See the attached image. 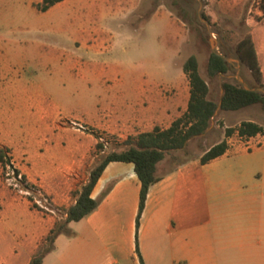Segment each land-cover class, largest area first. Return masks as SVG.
Returning a JSON list of instances; mask_svg holds the SVG:
<instances>
[{"label": "rangeland", "instance_id": "obj_1", "mask_svg": "<svg viewBox=\"0 0 264 264\" xmlns=\"http://www.w3.org/2000/svg\"><path fill=\"white\" fill-rule=\"evenodd\" d=\"M41 1H0V139L28 153L13 154L11 150L12 161L20 173H33L32 159L41 153L36 144L44 123L36 116L42 110L46 113L45 121L53 123L55 136L63 137L61 143L54 141L50 165H61L66 172L75 164L60 151L66 138L61 134L68 129L72 138L87 144L82 171L88 181L96 164L136 135L123 139L110 123L118 127L125 123L122 120L130 114V107L141 100L143 88L151 83L149 79L156 81L167 100L177 90L173 86L177 83L179 103L186 104L189 81L183 64L190 55L197 57L199 73L217 101L222 92L221 82L236 79L238 66L246 83L258 86L237 57L235 45L243 36L251 35L255 27V35L259 33L264 38V12L259 0L202 1L201 18L203 12L209 17V21L203 19L216 39V51L231 65L227 75L213 77L206 69L212 49L207 25L198 15V0L118 2V9L129 12L126 16L103 14L107 3L97 2L94 10L100 9V13L88 18L80 16L83 0H65L47 11L36 8ZM84 20L101 25L104 33H77L76 25ZM115 108L119 109L118 123L106 115ZM248 118L264 127L260 104L234 112L219 109L203 134L189 139L183 149L167 153L166 161L175 166L200 156L224 138L226 127L237 126ZM5 173L6 167L0 164V189L8 199L21 196L32 209L55 215L57 222L65 220V208L56 207L47 195L43 206H39L33 194L23 195L10 186ZM76 225L73 222L71 226L75 229Z\"/></svg>", "mask_w": 264, "mask_h": 264}, {"label": "crops", "instance_id": "obj_2", "mask_svg": "<svg viewBox=\"0 0 264 264\" xmlns=\"http://www.w3.org/2000/svg\"><path fill=\"white\" fill-rule=\"evenodd\" d=\"M122 1L127 2L83 0L80 16L99 14L100 9L94 10L97 2L107 3L103 14L126 16L127 10L118 9ZM254 29L251 37L264 83V38L259 33L255 35ZM76 31L104 33L101 25L86 20L76 25ZM148 81L151 83L143 88L141 100L122 120L125 123L120 127L110 123L123 139L155 126L167 128L187 108L189 86L186 104L180 105L177 83H173L177 90L167 100L156 81ZM112 110L106 115L118 123L119 109ZM36 118L44 123L36 144L41 153L33 159L30 156L33 173L21 174L30 186L49 196L56 207L67 211L87 183L82 171L87 144L63 129L61 135L66 138L60 151L75 164L66 172L61 165H50L54 141L61 143L63 137L55 136L53 123L45 121L44 111L40 110ZM245 120L256 122L252 118ZM97 124L103 126L102 122ZM233 135L237 138L233 139ZM233 135L227 138L226 152L207 163L200 160L204 152L175 166L166 161L167 155L160 160L156 167L158 180L149 188L138 229L141 182L134 164L110 161L91 192L93 198L99 199L97 207L81 220L68 223L70 228L73 222L78 225L72 228V235H57L54 248L41 264H141L140 257L145 264H264V131L250 137ZM94 143L92 140L91 145ZM0 147L6 149L16 169L11 152L28 154L1 139ZM56 222L55 215L32 209L21 196L8 199L0 189V264H28Z\"/></svg>", "mask_w": 264, "mask_h": 264}, {"label": "trees", "instance_id": "obj_3", "mask_svg": "<svg viewBox=\"0 0 264 264\" xmlns=\"http://www.w3.org/2000/svg\"><path fill=\"white\" fill-rule=\"evenodd\" d=\"M60 1L62 0H42L36 4V8L40 11H46ZM259 2L261 10L264 12V0H259ZM175 3L179 4L177 1ZM202 16L209 21V17L204 12ZM235 51L240 62L247 67L255 78L257 85L264 87L261 66L250 34L243 36L237 42ZM198 67V60L195 55H190L183 64V71L187 75L190 87L186 110L174 119L167 128L155 126L151 131L140 132L129 137L126 148L121 151H111L96 164L90 171L87 183L82 186L78 193L76 202L67 209L65 220L56 222L47 235L43 237L28 264H41L43 257L54 248L57 235L60 233L72 235L73 232L68 223L81 220L97 207L99 199L93 198L91 192L110 161L132 162L134 164L135 172L141 182L139 208L136 216V228L138 229L149 188L158 180L156 175L157 163L167 153L183 149L189 139L203 134L219 109L223 111L239 110L253 104H260L264 112V94L246 90L238 83L237 79L227 78L222 81L220 85L222 92L219 100H215L211 96L208 82L199 73ZM206 69L211 77L218 74L227 75L231 65L223 54L210 51ZM263 131L262 125L251 120H243L237 126H228L225 128L224 138L205 150L200 160L202 163H207L224 154L228 148L227 138L234 133L241 137H250ZM97 146L101 147L102 145L97 143ZM0 163L3 168L12 165L4 147H0ZM14 170L15 173H19L16 168ZM140 263L145 264L141 257Z\"/></svg>", "mask_w": 264, "mask_h": 264}, {"label": "built area", "instance_id": "obj_4", "mask_svg": "<svg viewBox=\"0 0 264 264\" xmlns=\"http://www.w3.org/2000/svg\"><path fill=\"white\" fill-rule=\"evenodd\" d=\"M12 165L6 166L7 173H5V179L8 184L23 195L31 196L33 194L34 201L39 206H43V202L47 200V198L44 196L41 190L37 187L35 188L34 186H30L20 172L15 173L14 166Z\"/></svg>", "mask_w": 264, "mask_h": 264}, {"label": "water", "instance_id": "obj_5", "mask_svg": "<svg viewBox=\"0 0 264 264\" xmlns=\"http://www.w3.org/2000/svg\"><path fill=\"white\" fill-rule=\"evenodd\" d=\"M198 1H199L198 15H199L200 19H202L205 22V24L207 25V28L209 31V42L211 44V49L213 52L218 53V51H216V45H217L216 39L210 31L209 23L205 19L201 18V11H202V6H203L202 0H198ZM237 61L239 62V60H237ZM235 77H236L238 83L241 84V86H243L246 90L256 91V92H260V93L264 94V87H261V86L251 87L246 83V81L240 75V66L237 67V72H236Z\"/></svg>", "mask_w": 264, "mask_h": 264}]
</instances>
